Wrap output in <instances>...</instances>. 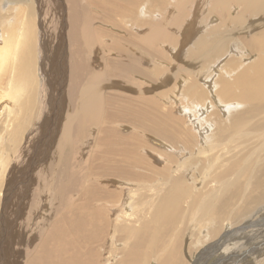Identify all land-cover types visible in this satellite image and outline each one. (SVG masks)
<instances>
[{
	"label": "bare ground",
	"instance_id": "bare-ground-1",
	"mask_svg": "<svg viewBox=\"0 0 264 264\" xmlns=\"http://www.w3.org/2000/svg\"><path fill=\"white\" fill-rule=\"evenodd\" d=\"M175 1L170 12L176 8L182 14L191 12L190 0ZM7 2L8 7L0 3V116H5L7 130L12 128L8 139L16 144L26 135L31 139L41 132L45 143L52 146L54 142L58 148L52 160L51 147L39 168L48 165L43 174L48 172L51 178L43 182L44 202L36 204L30 196L28 214L35 218L30 226L25 225L27 233L19 222L22 206L9 214L12 202H5L0 264H145L153 258L155 264H193L190 258L201 248L200 252L213 253V263L224 262L223 257L234 258V264L244 261L245 256L230 252L227 244L245 236L252 245L256 237L264 236L261 229L245 234L251 226L264 225V19H251L264 15V0H213L212 4L222 14L226 11L235 27L248 32L243 43L249 48L244 52L255 55L250 60L243 51H236L235 43L223 44L217 36L202 35L189 44L196 35L201 4L196 5L188 26H180L178 18L173 25L176 30L158 21L146 31L142 27L153 15L147 16L148 11L155 8L154 3L158 9L168 7L169 0H39L40 10L46 11L43 22L51 23L40 38L34 6L29 4L31 13L22 5L24 0ZM233 3L241 10L230 16ZM103 15L112 18L113 27L97 26ZM60 35H65L64 53L42 44L46 37L55 45ZM105 36L109 38L105 49L116 52L114 58L105 52L103 58L99 55ZM171 45L179 46L177 52L171 50L174 60L163 50ZM41 47L47 49L53 71L55 64L60 65L55 75L59 87L55 83L50 91L53 83L45 82V70L37 95L42 109L49 108L54 115L50 132L43 131V123L37 125L38 130H30L33 120H25L20 104L22 88L28 93L33 75L37 78L35 66L45 56ZM227 47L228 54L238 56H229L220 72L219 88L211 93V79L219 69L216 56L227 54ZM152 49L157 50L155 57L144 58V51ZM187 56L193 59H183ZM205 61L208 74L199 68ZM11 66L16 75L7 81ZM134 72L137 78L155 83L146 85L152 95L124 93L144 86L133 80ZM186 75L189 83L183 81ZM61 79L66 85L60 84ZM86 132L91 134L89 142H85L90 136ZM151 137L173 146L160 144L156 149L147 141ZM64 149L71 152L64 155ZM38 152L27 156L31 164L43 155ZM10 163L9 157L0 155V195ZM39 169L33 173L36 179ZM13 230H17L15 235ZM205 238L212 246L203 249ZM10 243L17 244L18 260L13 258L16 254L10 259Z\"/></svg>",
	"mask_w": 264,
	"mask_h": 264
},
{
	"label": "rangeland",
	"instance_id": "rangeland-1",
	"mask_svg": "<svg viewBox=\"0 0 264 264\" xmlns=\"http://www.w3.org/2000/svg\"><path fill=\"white\" fill-rule=\"evenodd\" d=\"M5 1L7 2L8 0H3V1L0 0V3L1 4L3 3L2 5L5 4V6L8 7L10 3L9 4H8V2L5 3ZM40 1L42 3V1H44V0H40ZM172 2H174V4L176 3L175 0H169L168 7L163 8V9H158V7L155 5L156 3H154V7L155 8L152 9V11L149 10L147 16H149L151 13L153 15L151 16V18L148 17L149 20H147L148 22L146 21L147 23L145 24V26L142 27V30H146V31L151 30V28H153L154 24L158 23V21H163L164 24L167 25L168 27H170L172 30H176V27L173 26V25L179 19H180V22L178 24H180V26H182V25L188 26L189 25L188 24L189 20L195 14V7H196V5L197 4H201V8L199 9V16H198V19L196 21V26H197L196 27V32H195L196 35H194V38L192 39V41L189 44L192 45L194 43L193 41L196 42L197 39L199 37H201L202 35H206L208 37H213V38H214V36H217L218 37L217 38L218 41L222 42L223 44H227V42L229 44L235 43L232 46L235 49L237 48L236 51H243L244 56L247 58V60H250L251 58H254L255 57V55L252 54V53L244 52V50L245 51H249L248 46L246 47V45L243 43V40H244L243 37H247V35H248L247 33L248 32H245L243 30V28H241L242 26H239L240 30L238 29V27H235L236 25H235V22H232V18H227L226 11H225V13L222 14L221 11H219L220 8L218 6L217 7H213V5H212L213 4V0H190V8L189 7L188 8L190 9L191 12L188 15H186V13L185 14L180 13L178 8L174 9L173 12H170L171 5L174 6V4ZM12 3L14 4V2H12ZM39 3H40L39 0H24V2L22 3V5H24L25 7H27L25 9H27V11L29 10L31 13H32V10H31L29 4H31L32 6H34V8H33L34 19H36L35 20V22H36L35 23V27H36V31H37L38 37L41 38V32L43 31L44 34L48 33L47 32V29L49 30L48 25L51 27V23H50L49 20H48V25L43 22L44 21L43 20L44 19V15H45L43 12H46V11L43 10V9H42L43 11L40 10V7L39 6H41V5ZM45 5H46V3H45ZM185 5H188L187 2H185ZM231 7H232V9L230 11H228V14L230 16H235L241 10V8L239 7V5H237L235 3L231 4ZM234 13H235V15H234ZM114 18L116 19L115 16H114ZM117 18H118V21L120 22V24H123V22H121L122 21V18H120V17H117ZM251 19L261 20L259 22H262V20L264 19V15L257 16V17L252 16ZM224 22H226V23H224ZM58 23H59V30H61L63 28V26H62L63 24L60 23V20L58 21ZM98 24L99 25H102L103 27L104 26H108V24L110 26V25H112V18L109 19V18H107V17H105L103 15V18L102 19H99L97 21V26H98ZM124 24H125V22H124ZM218 26L221 27V28L218 31H215L214 29H216ZM112 27H113V25H112ZM45 28H46V31H45ZM116 28H118V30H121L122 33H124V34H126V32H127V31H124L123 29H121L119 26H117ZM212 30H213V32L212 33H209ZM252 33H254V32H252ZM223 35H227L228 36L227 40L226 39H223ZM239 35H240V37H238ZM241 35H242V37H241ZM231 37H233V39H231ZM178 38L179 39L182 38V35L181 34H178ZM101 39L103 40L102 45L100 47V53L101 54L99 53V55L101 56V58H103L102 56H104V52L108 54L109 58H114L116 56V52L109 53L105 49V46L109 44V41H108L109 38L107 36H105V37H101ZM221 39H223V40H221ZM228 39H231V40L229 41ZM38 40L41 41V39H39V38H38ZM63 40L65 41V35H63V37L61 36L60 39L56 40L57 42L55 41V45H56L55 46L54 45V42L50 43L48 41V39L45 37V39L42 40V44L47 43L49 48L50 47H54V51H56L57 53H59L60 50H61V54H62V53H64V51L66 49L63 46V43H64ZM169 44L170 43H164L162 45L167 46ZM124 46H126V47L129 46V42H127L126 44H124ZM169 47H171V49H166V47H165L163 50H165L166 53H170L169 56H171V59L174 60L173 52L172 51L175 50L174 52H177L179 46L177 47V49L172 48V47H174L172 45L169 46ZM187 47H190V45H188ZM132 48L134 50H138V52L140 51L135 46L133 47V45H132ZM41 49H42V52L45 54V56L37 63V66H38L37 69H36V66H35V74L37 75V78H36V76L33 75L34 85H32V86L29 87V92L28 93L25 91L24 87L22 88V94H21V97H20V104L22 105V107H24V113H25V117L24 118H25V120L27 118L30 119V120H33L32 122L29 123V124H32L33 123V125H31V127H30L31 128L30 130H32V129L34 131L38 130L37 129V125L43 123V131L44 132H46V131L47 132H50V128L51 127H54V124L53 123L50 125L51 120H52V118H53L54 115L50 111L49 108H47L46 111H44L42 109L41 103L38 102V100H37V95H38V90H39L40 84L41 85L43 84V81H42V79H43V74H42L43 71L46 72L48 70V72H47L48 74H46V75L44 74L45 75V77H44L45 78V82L47 83V85H49L51 82L53 83V86H52V83H51V86H52L51 89H50V86H49L48 87V90L50 89V91H51L55 86L59 87L58 86L59 85V83H58L59 81L56 80V77L57 76H55V75H58L59 74L58 71L56 72L57 65H59V64L58 63L55 64L56 69H55V71H53V69H51L52 65L46 59V56L48 55L47 54V49L45 47H41ZM227 49H228V47H227ZM229 50H230V48L226 51L227 54H224V55L222 54L221 56H216V59L215 60L218 62L216 66H218L219 69H217L215 71V73L213 75L214 77H213V79H211L212 89H213L212 92L209 90L211 93H216L217 89L219 88V86H217L218 85V79L221 76V73L220 72L222 71V67H224V65L226 64V61L230 57H232V56H238L237 54H235L236 52L234 54H232V55L231 54H228ZM138 52H137V54H139ZM144 52L146 53L145 57L143 56L144 58H147L148 56L152 58V57H155V56H153V52H157V50L156 49H152L150 52H148V51H144ZM185 53H187V52H185ZM226 55H228V56H226ZM183 59H190V60H192L193 59V56H192V58H190L189 56H187V58L186 57H183ZM65 60H67V58L66 59H63L64 62H65ZM219 60H221V61L219 62ZM37 61H38V58H37ZM162 61H164L163 64L165 65L166 64V60H162ZM64 62H61V64H63ZM205 63H206V61L205 62H202L200 64V67L199 68L201 69V72H205L206 74H208V71L206 70ZM34 64H36V60H35ZM142 67H145V66L142 65ZM172 67L173 66H170V68H172ZM50 69H51L52 72L50 71ZM56 73H58V74H56ZM62 74H63V72H62ZM15 75L16 74H15L14 70H12V66H11L10 68H8L6 80L8 81L10 79L15 78ZM136 75H137V73L135 74V72H134L133 75H132L133 76V80L135 82L138 81V82L142 83L144 85L143 88L141 90L137 91V92H129L128 90H126V91H124V93L130 94V95H133L131 93H134L136 95H140V94L141 95H152L151 94L152 92L149 93V92L146 91V88H147L146 85H151L153 87V85L155 83H148L146 80H142L139 77H138L139 78L138 79L136 77ZM50 77L52 78V80H51ZM54 77H55V79H54ZM186 78H187L186 80L185 79L183 80L184 83H186V82L189 83L188 81H190L189 80L190 78L187 77V75H186ZM47 80H49L48 81L49 83L47 82ZM53 80H55V81H53ZM54 84H55V86H54ZM60 84L66 85V83L62 79H61ZM157 84L158 83L156 82V85ZM183 86H185V84ZM57 94L59 95L60 94V91H59V93H56L55 95H57ZM48 99H47V101H48ZM66 105H68L67 102H66ZM66 105H65V107H66ZM67 110H68V108H66V111ZM0 117L4 119L3 122L0 121V141H1L0 142V150L2 149L0 151V155L3 156V157H9L11 159V163H10L9 167L7 168V170L5 171V174H4V182H3L4 184L2 183V185H1V193H2V195H0V219H1L2 212L4 210L5 202L10 201L12 203H10V205H9L10 207L8 206L9 208H7L8 209L7 212H9V214L12 213V211L13 212L14 211H17L16 210V207H18L19 209H21V206H22V209H23L22 212H23V214H22V218H19V222L20 223L23 222L22 223V229H24L25 228V225L28 224L30 226V223L32 222V220H31L32 216H33V218H35V215L33 213L30 212V215L28 214L29 211H30L29 199L31 197L33 199V197H34L36 199V201H35L36 204L41 203V202H44V199L45 200L47 199V192L45 191V189H46V185L45 184L47 183V181H50L49 178H51V176L50 175H47V174H49L48 172H47V174H45L46 171H48V165H47V168L44 165L47 170L45 168H44V170L39 169V168L43 165V161L50 155V152H48V151L51 149V147L53 146L52 147V151H51V159L52 160L55 157V153H52V152L54 150H56L54 152L57 153V148L58 147L56 146V144L54 142H52V146L48 145L49 144V141H48V143H45V141H43L42 135H40L41 132L38 135H33V133H32L31 135H33V136H29L30 138L32 137L35 140H33L32 138L31 139H29V138L27 139V136L28 135H26L25 137H23V139H19V141L17 140L18 142L16 141V144L13 143L12 141H10L8 139V133L12 130V128H11V130L8 131L7 130V127H6L7 125H6L5 116L2 115ZM48 118H50V121L49 122H47L48 121L47 120ZM34 120H37L39 123H35L36 121H34ZM63 120L64 119H62V121ZM24 123H25V121H24ZM2 125L3 126L5 125V130L6 131L5 130L4 131H1V129L3 128ZM89 127H91V129H92V127H94V125H90ZM89 127L86 129L87 132L89 131ZM87 135L88 136L90 135V136H89V138L85 142H89L90 141V138H91V134L90 133H87ZM38 137H39V141L36 143L35 141L38 140ZM56 137L57 136H55V142H56V139H57ZM48 138H49V136L45 137V139H48ZM31 140H33L32 141L33 144L30 145ZM147 141L153 147H155L156 149H160V144H164L165 146H169V147H172L173 146L170 143H166V142L160 141V140H158V139H156L154 137L148 138ZM20 142H21V146L19 144ZM8 145H10V146H8ZM16 147H18V148L15 151V148ZM29 147H31V148H29ZM23 148L28 149L27 150L28 152L26 150H24L25 152L23 151V153H22V149ZM38 149H39V152L38 153H40V151H41V152H43L42 153L43 155L34 164H31L32 158L29 159V157H27V156L32 155ZM69 151L70 150L64 149V153H65L64 155H67V153L69 154L71 152V151L70 152ZM30 160H31V162H30ZM47 164H49V161L47 162ZM30 166H33L34 168H32ZM37 168L39 169L38 172L41 170L42 173L39 172V175H37L38 177L36 179V178L33 177V173L35 172V170ZM43 171H45L44 174L46 176H43L44 175L43 174ZM30 172H31V174H30ZM43 177H46L47 179H45ZM22 178H25L24 181H23ZM18 180L20 181V184L17 183V182H19ZM43 182L45 183L44 185H43ZM8 184L10 185V189H8V187H9ZM5 189L8 190V191L5 192ZM23 194L27 195L28 197L23 198ZM41 199L43 201H41ZM26 209L28 211H26ZM46 215L47 214H45V217H46ZM189 227H191V225ZM256 229H261L263 231L261 233H264V225H262V226H257L256 225V226H251L250 228H247L245 230V234H248V233L255 234V231L254 230H256ZM228 230H230V228L227 229V231ZM25 231L27 233V229L26 228H25ZM12 232H13L12 234L15 235L16 232H17V230H15V231L13 230ZM230 233L231 232H229L228 234H230ZM0 238H1V235H0ZM25 238H27V237H25ZM255 239L256 240L252 243L253 246H256L255 248L251 244H248L247 241H245L246 240L245 239V236H244V238H236L234 240V241H237V242H235V244H232L234 241H229V243L227 244L228 247H229L230 252L235 253L238 257L245 256L244 257L245 260L242 261V262H240L239 264H241V263H244V264H255V263L256 264H264V236H261L260 238H257L256 237ZM21 240H24V237ZM201 240H202V242H204V240H203L202 237H200V242H201ZM205 240H208V238H205ZM260 244H262V245H260ZM200 245H202V243ZM202 246H204L203 249L205 247L208 248V247H211L212 246V243L209 242V240H208L207 243L205 245H202ZM0 250H1V243H0ZM9 250L12 251L11 252V256H10V259H11L16 254L15 251L17 250V244L14 243L12 245L10 243L9 244ZM201 250H202V248H201ZM200 251L196 253L197 256H195V255H194L195 257L194 256H191L189 263L192 261V263L195 264V263H198L199 260H202L203 261L202 264H204V263L205 264H234V261H232V260H234V258H232V260H230L231 259L230 258L229 261H228L226 258H224V257L222 258V254L220 255V258L224 259L225 261L224 262L221 261V262L213 263V261L215 260L214 258H212L213 253H209V252L205 253V252H200ZM216 251H218V250H216ZM205 254L207 256H205ZM228 255H230V254H228ZM17 256H19V255L16 254L15 257H13V258H15V259L18 260V258H16ZM208 257L209 258H212V259H209ZM151 260H152V262L149 261V262H147L145 264H155L157 262L154 258L151 259ZM20 262L22 263L21 260H20Z\"/></svg>",
	"mask_w": 264,
	"mask_h": 264
}]
</instances>
